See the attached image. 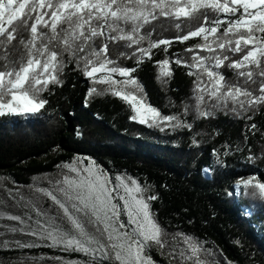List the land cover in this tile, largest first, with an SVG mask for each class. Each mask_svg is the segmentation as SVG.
Returning <instances> with one entry per match:
<instances>
[{"label":"snow or ice","instance_id":"1","mask_svg":"<svg viewBox=\"0 0 264 264\" xmlns=\"http://www.w3.org/2000/svg\"><path fill=\"white\" fill-rule=\"evenodd\" d=\"M210 13L215 14L214 19H209ZM221 15L225 18L220 19ZM162 17L169 21L203 17V24L173 38L184 42L199 37L203 41L185 50L191 53V62L179 56L175 60L190 69V76H195V104L191 106L195 118H207L218 109L239 115L264 105V0H0V49H4L0 55V116L40 113L48 103L41 93L50 90L51 84L62 83L63 57L67 54L69 59H76L77 67L83 63L86 77L107 85L105 91L131 105L135 115L130 119L161 131L165 127L191 129L192 125L185 124L178 114L163 116L142 95L126 91L129 85L139 88L132 76L136 69L121 67L109 58V44L119 42H124L126 49L134 48L132 56L138 64L150 59L154 48L163 45L167 51L172 40L152 41L150 33L146 36L142 32ZM222 25H226L223 32ZM21 27L30 29L27 41H19L24 54L10 60L8 49L15 47L13 42ZM174 27L183 31L178 22ZM145 39H149L148 46L141 47ZM228 53L239 54L240 58L232 59ZM156 63L160 77L171 75L169 59ZM224 66L235 70L236 83L227 81L219 71ZM250 84H258V95L254 94L257 89L248 87ZM96 91L90 88L89 94ZM188 112L189 105H185L183 115ZM69 170L75 175L56 181L55 192L40 189L62 210L63 216L47 217L35 208L36 226L29 225L27 232L21 227V233L48 240L53 247L82 251L101 264L113 256L118 264H153L144 255L153 244L161 249L168 246L169 255L179 259L180 264H204L201 252L207 250L196 238L177 232L172 242L168 241V234L150 208V201L157 197L146 196V189L135 179L118 174L113 181L93 164L83 168L70 165ZM241 185L246 196L264 202V181L255 176L241 177L237 191ZM10 219L24 225L19 216Z\"/></svg>","mask_w":264,"mask_h":264},{"label":"trees","instance_id":"2","mask_svg":"<svg viewBox=\"0 0 264 264\" xmlns=\"http://www.w3.org/2000/svg\"><path fill=\"white\" fill-rule=\"evenodd\" d=\"M214 18L210 13L209 19ZM177 22L183 31L174 27ZM203 23V17L180 21L162 17L142 32L150 33L152 41H176L175 36ZM29 35L30 29L21 27L15 47L8 49L10 60L24 54L19 41H27ZM148 43L145 39L140 46ZM174 43L167 51L154 48L151 58L139 64L132 56L134 48L113 43L109 58L121 67L135 68L134 76L151 106L166 116L178 114L191 129L165 127L161 131L130 119L134 112L118 97L90 95L91 85L81 65L77 67L74 58L67 59L62 83L43 91L42 98L48 103L40 113L0 116V176L26 186L77 156H88L112 173H127L148 186L150 195L157 197L150 201L151 209L168 233L181 232L209 244L232 264H264V202L246 196L242 185L239 191L236 188L241 177L264 181V105L239 115L218 109L207 118H195L191 107L195 76L188 74L187 66L175 63L178 56L191 62L185 47L195 43ZM3 52L0 49V55ZM164 59H169L172 70L165 78L160 77L156 63ZM220 72L227 81L237 82L232 68L224 66ZM248 87L259 94L258 84ZM185 105H189L187 116L183 115ZM29 252L62 254L51 248ZM13 253L0 251V260H10Z\"/></svg>","mask_w":264,"mask_h":264},{"label":"rangeland","instance_id":"3","mask_svg":"<svg viewBox=\"0 0 264 264\" xmlns=\"http://www.w3.org/2000/svg\"><path fill=\"white\" fill-rule=\"evenodd\" d=\"M224 18L225 17L221 15L220 19H224ZM224 27H226V25L221 26L222 31ZM256 35L261 36V34L259 33H256ZM98 42L99 41H97V43ZM174 42H180V41L177 40L173 41L170 44V46L167 47V50H170L173 46H176V43ZM190 42H193L195 43V45H197L199 43H202L203 41L202 38L197 37V38H191L188 41H184L180 43L182 45H187ZM195 45H187V47H185V50L188 48H193ZM159 48H165V46L162 45ZM201 54L206 55V53H201ZM228 54L231 56L232 59L240 58L239 54L236 55H233L231 53ZM190 57H191V53L189 58ZM63 59L64 61L67 59L69 60L68 55L65 54ZM226 62H230V61H226ZM81 67H82L81 69L83 70V63H81ZM223 68L224 67L220 68L219 71ZM132 76L137 80V78L134 76V72L132 73ZM86 78L90 82L91 88H95L97 90L95 93L112 94L111 91H105L108 87L107 85L95 83L92 79L88 77ZM98 78H99V74H97V79ZM116 79L123 80V78L119 76H117ZM138 85H139L138 89H135L134 86L129 85L125 90L130 93L135 92V94L137 95H142L145 102L150 104L143 90V87L139 82ZM118 98L121 99L120 97ZM124 102L132 109L131 105L128 102L126 101ZM194 104H195V100H194ZM162 115L166 116L164 114ZM136 121L139 123L138 120ZM142 125L149 126L148 124H142ZM88 164H93V166L95 167L102 168L105 173L111 176L113 181H115V177L118 174L126 178L131 177L135 179L142 188L146 189L145 192L146 196L150 195L151 190L149 189V187L146 186L144 183H141L138 179L134 178L133 176L127 173H116V172L112 173L111 171L102 167L94 159L88 156H77L71 162L65 163L62 166L58 167L57 171H55L54 173L45 174L43 176L37 177L32 181L30 185H26V186L19 185L18 183L11 180L9 177L1 175L0 176V251H14V253L11 255L10 260H6V261L0 260V264H98L101 263L99 259L93 260V258L90 255H87L82 251H75L71 249L65 250L62 246L53 247L51 246V242L48 240L39 239L31 235H26L18 230L21 227H24L25 232H27L29 231L28 228L29 225H31L32 227L36 226L35 221L37 220V214L35 208H39L41 212L46 214L47 217L63 216L62 210H60L58 206H56L53 203V201H51V199L45 195L44 192H41L40 189H45L55 192L57 187L56 181H62L65 175H70V176L75 175L74 173L70 172L69 170L70 165L83 168ZM57 194L59 195V193ZM151 212L153 216L156 218L152 209ZM13 216L21 217V219L24 220V225H21L20 222L17 220L10 219V217ZM29 217H31V219H29ZM44 218L45 217H41L40 219L43 220ZM123 218L126 220V217ZM159 225L161 226L160 223ZM13 229H17V230L13 231ZM162 229L168 234L167 239L171 243L172 236L175 233L170 234L163 227ZM16 241H20L21 244L30 243L33 244L34 246L22 247L18 245ZM104 242L107 243L106 240ZM200 243L203 245V248L207 250L206 252L203 251L201 252V259L204 262V264H232L211 245L205 244L203 242ZM180 246H183L182 243L180 244ZM39 248H51L61 252L62 254L52 255L46 253L29 252L30 250H35ZM169 251L170 249L168 246H165L163 249H161L155 244H153L151 248L145 249L144 255L145 257H150L153 264H180L179 259L173 258L172 255H169ZM71 254H78L83 257H74ZM153 254L154 255L156 254L157 256L161 257L165 261V263L158 261ZM106 261L117 262L115 261L114 256L112 259Z\"/></svg>","mask_w":264,"mask_h":264}]
</instances>
